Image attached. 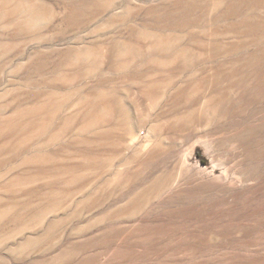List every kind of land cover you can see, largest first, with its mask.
I'll return each mask as SVG.
<instances>
[{
    "label": "rangeland",
    "instance_id": "obj_1",
    "mask_svg": "<svg viewBox=\"0 0 264 264\" xmlns=\"http://www.w3.org/2000/svg\"><path fill=\"white\" fill-rule=\"evenodd\" d=\"M0 264H264V0H0Z\"/></svg>",
    "mask_w": 264,
    "mask_h": 264
}]
</instances>
